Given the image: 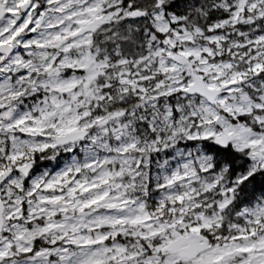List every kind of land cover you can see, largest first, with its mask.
<instances>
[{"label":"snow or ice","instance_id":"1","mask_svg":"<svg viewBox=\"0 0 264 264\" xmlns=\"http://www.w3.org/2000/svg\"><path fill=\"white\" fill-rule=\"evenodd\" d=\"M0 264H264V0H0Z\"/></svg>","mask_w":264,"mask_h":264}]
</instances>
